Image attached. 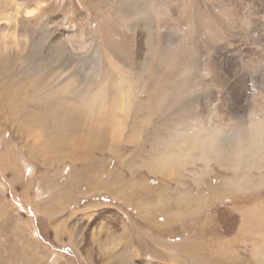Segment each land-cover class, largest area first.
I'll return each mask as SVG.
<instances>
[{"label":"rangeland","instance_id":"obj_1","mask_svg":"<svg viewBox=\"0 0 264 264\" xmlns=\"http://www.w3.org/2000/svg\"><path fill=\"white\" fill-rule=\"evenodd\" d=\"M0 1L30 35L16 55L0 20V264H264V168L212 163L191 123L264 114V0H140L135 21L118 0ZM54 106L80 111L95 149Z\"/></svg>","mask_w":264,"mask_h":264},{"label":"clouds","instance_id":"obj_2","mask_svg":"<svg viewBox=\"0 0 264 264\" xmlns=\"http://www.w3.org/2000/svg\"><path fill=\"white\" fill-rule=\"evenodd\" d=\"M201 152L233 174L264 168V114L191 121Z\"/></svg>","mask_w":264,"mask_h":264},{"label":"bare ground","instance_id":"obj_3","mask_svg":"<svg viewBox=\"0 0 264 264\" xmlns=\"http://www.w3.org/2000/svg\"><path fill=\"white\" fill-rule=\"evenodd\" d=\"M138 1H140V0H118V4H119V6H118V8H120V10H121V12H122V14H126L129 18H130V21H135L136 19H138V18H136V17H133V16H136V14H137V3H138ZM250 1V0H249ZM256 2V1H255ZM262 2H264V1H262ZM250 3H252V1L250 2ZM257 3V2H256ZM253 4V3H252ZM255 4V3H254ZM261 4V3H260ZM257 4H255V7L257 8V6H256ZM261 5H263V4H261ZM254 6V5H253ZM259 6V5H258ZM129 7V8H128ZM130 7H132L133 8V10L132 9H130ZM252 7V6H251ZM252 8H254V7H252ZM248 9V8H247ZM260 9V8H259ZM254 10V9H253ZM264 10V9H263ZM259 11V10H258ZM256 12V11H255ZM260 13V12H259ZM256 16H258V15H256ZM262 17H263V15H261ZM259 18H260V16H258ZM2 19H5L6 20V24H5V27H7L9 30H11V37H12V39H13V42H14V47L12 48L13 50H15L17 53H16V55H19V54H21V51L20 50H17V46L16 45H18V44H20V45H22L23 47H25V45L27 44L28 45V41H27V39H28V37L30 36V35H28L24 30H23V28H22V25H21V19H23V20H25L24 19V16L23 15H21L18 11H15V12H13V13H11L10 12V9H8V8H6V6H5V3L3 2V1H0V20H2ZM143 19V18H142ZM138 21V20H137ZM140 21V20H139ZM257 21V20H256ZM20 22V23H19ZM261 26V25H260ZM262 27V26H261ZM28 29V28H27ZM5 31V30H4ZM22 32V33H20V35H18L17 34V32ZM9 34V33H8ZM30 34V33H29ZM36 36V35H35ZM29 39H31V38H29ZM36 41V40H35ZM50 42V41H49ZM38 44H39V41H36V48L38 47ZM51 44V43H50ZM19 45V46H20ZM29 45H32V47H34L33 46V43L32 42H30L29 43ZM50 48H53L54 47V45H48ZM31 47V46H30ZM22 48V47H21ZM36 48H34V50L36 49ZM33 50V49H32ZM36 51V50H35ZM63 52V51H62ZM2 50H1V47H0V69H7V65H5V63H6V61H5V63H4V59H3V57H2ZM24 54V53H23ZM64 55V54H63ZM11 57V56H10ZM67 58V57H66ZM14 60V59H13ZM160 61V60H159ZM158 62V61H157ZM71 63V62H70ZM62 64H64V63H62ZM65 65V64H64ZM65 66H67V65H65ZM72 67H73V65H72ZM27 68V67H26ZM46 69V68H45ZM44 71V70H43ZM41 75V74H40ZM39 75V76H40ZM79 76V75H78ZM79 77H81V76H79ZM14 78V77H13ZM40 81V80H39ZM91 81V80H90ZM98 81V80H97ZM93 82H94V80H93ZM92 82V83H93ZM70 83V82H69ZM72 84V83H71ZM70 85V84H69ZM98 85V84H97ZM71 87V86H70ZM66 88H68V87H66ZM73 89V88H72ZM61 90H64L63 88L61 89ZM176 90H178V89H176ZM243 90V89H242ZM19 91H20V88H18L16 85H14V84H11V87H7L5 90H4V95L5 96H8V98H13V97H16L18 94H19ZM64 91H66V89L64 90ZM97 92V91H96ZM95 92V93H96ZM177 92V91H176ZM237 92V91H236ZM239 92V91H238ZM9 94V95H8ZM237 94V93H236ZM240 94H241V92H240ZM3 95V96H4ZM1 96V95H0ZM107 96H108V91H101V99L102 98H107ZM245 96V95H244ZM113 97V96H112ZM111 97V99H113ZM115 98H116V96H115ZM120 98H122V97H120ZM243 98V97H242ZM232 100V99H231ZM4 101V100H3ZM3 101H1V102H3ZM31 101V100H30ZM45 101V100H44ZM106 103V102H105ZM4 104V103H3ZM117 104H119V103H117ZM105 105V104H104ZM127 105V104H126ZM130 105V104H129ZM231 107V106H230ZM236 107V106H235ZM104 108V107H103ZM111 108V107H110ZM113 108V107H112ZM119 108L121 109V110H123V111H125V108H124V106L122 105V104H120L119 105ZM116 109V108H115ZM104 110V109H103ZM113 110V109H112ZM111 111V110H110ZM237 112V111H236ZM8 113V112H7ZM35 113V112H34ZM105 113H106V111H105ZM241 114V113H240ZM80 115H82V114H80V111L78 110V111H75V110H72V109H70V108H66L65 109V111L64 112H62V109L61 108H59V107H56V106H54L53 108H51L50 110H49V113H48V115H47V118L49 119V121H50V123L51 124H53L54 126L56 125H58L59 127L63 124V123H66V125H67V127H68V131H73L76 135H78L79 136V139H78V137H77V139H78V141L76 142V144L74 145V148H76V147H81L82 149H80V150H89V149H95L96 148V141L92 138V137H94L96 134H97V132H94L93 131V129H92V125H88V126H85V125H83L82 124V119L83 118H80L81 116ZM241 115H243V114H241ZM234 117V116H233ZM113 119V118H112ZM34 120H35V118L33 117V116H29V117H27V118H25L24 119V121H23V128H21V130L22 131H28V132H31L32 130L30 129V127H31V125L33 124V122H34ZM98 124L100 125V127L102 126V127H106V122H105V124H104V122H101V121H98ZM109 124V123H108ZM61 127H63V126H61ZM112 127H114V125L112 126ZM111 128V127H110ZM119 128H120V126H119ZM54 129V128H53ZM100 129V128H99ZM67 130V129H66ZM117 130V129H116ZM121 130H122V128H121ZM104 131V130H103ZM102 131V132H103ZM105 131H107V130H105ZM109 131V130H108ZM113 130L111 129V132H112ZM67 132V131H66ZM110 132V131H109ZM60 133V132H59ZM99 133V132H98ZM109 134V133H108ZM114 134V133H113ZM38 135H40V134H38ZM49 135V134H48ZM51 135V134H50ZM69 135V134H68ZM75 135V136H76ZM103 135V134H102ZM104 135H105V132H104ZM117 135V134H116ZM52 136V135H51ZM61 136V135H60ZM70 136H72V135H70ZM98 136L100 137L101 136V132L98 134ZM106 136V135H105ZM53 137V136H52ZM58 137V136H57ZM65 137V136H64ZM115 137V136H114ZM56 138V137H55ZM61 138V137H60ZM116 138H118V136L116 137ZM68 139V138H67ZM188 140L187 141H185V144H186V146L189 148V151L190 152H193V150H194V148H193V146H192V144H191V141H196V140H194L193 138H187ZM93 142H95V143H93ZM95 144V145H93V144ZM93 145V146H92ZM99 147V146H98ZM89 148V149H88ZM78 150H79V148H78ZM79 150V151H80ZM79 151H78V153H77V157H79L80 156V154H82L81 152L79 153ZM58 153V152H57ZM60 154V153H59ZM72 155L73 154H71V157H72ZM65 156V155H64ZM73 159H77V158H73ZM179 162H180V156L178 155V154H176V153H171V154H169L166 158H165V160L162 162V164H161V169H163V171H165V172H168V169L167 168H170V167H174V166H177L178 164H179ZM74 168V167H73ZM89 169H91L90 167H88V168H83V170H89ZM71 170V169H70ZM76 170H74V171H71L70 172V175H72V176H74L75 174H76V172H75ZM82 171V170H81ZM25 172V171H24ZM54 173V172H53ZM82 173V172H81ZM87 173V172H86ZM85 173V174H86ZM92 174V173H91ZM69 175V176H70ZM29 176V175H28ZM31 177V176H30ZM70 178H72V177H70ZM75 178V177H74ZM70 181V180H69ZM27 188V187H26ZM166 220V219H165ZM168 220V219H167ZM80 228V227H79ZM89 228V227H88ZM95 231V230H94ZM97 231L98 232H96L97 233V237H101V235L104 237V242L103 243H106V242H110V241H112L113 239L108 235V233H107V230L105 229V227H103V226H101V227H99V228H97ZM110 234H112V233H110ZM101 239H103V238H101ZM107 240H109V241H107ZM98 242H101V241H99L98 240ZM115 243H116V241H115ZM118 245V244H117ZM116 244H115V246H117ZM114 246V247H115ZM110 247V246H109ZM105 248H108V247H105ZM113 248V247H112ZM112 248H110V249H112ZM114 249V248H113ZM106 251V250H105ZM110 251V250H109ZM114 251V250H113ZM103 252V251H102ZM106 252H108V251H106ZM105 252H103V253H100L99 255H103ZM112 253H114V252H112ZM118 253V251H116V253H114V254H117ZM119 255H120V253H119ZM115 257V256H114ZM111 258V257H110ZM109 258V259H110ZM113 258V257H112ZM111 258V260H112V264H118V263H121V262H125L126 261V257L125 256H120V257H115V259L113 258L112 259ZM129 259V258H128ZM101 260V259H100ZM108 259H106L105 258V261H103V259H102V261L105 263H107L108 264ZM110 260V261H111ZM114 260V261H113ZM109 261V262H110ZM115 262H117V263H115ZM109 264H111V263H109Z\"/></svg>","mask_w":264,"mask_h":264}]
</instances>
